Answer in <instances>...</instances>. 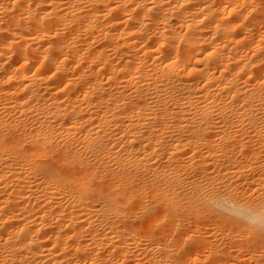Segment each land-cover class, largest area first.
Segmentation results:
<instances>
[{
	"label": "bare ground",
	"instance_id": "bare-ground-1",
	"mask_svg": "<svg viewBox=\"0 0 264 264\" xmlns=\"http://www.w3.org/2000/svg\"><path fill=\"white\" fill-rule=\"evenodd\" d=\"M0 264H264V0H0Z\"/></svg>",
	"mask_w": 264,
	"mask_h": 264
}]
</instances>
